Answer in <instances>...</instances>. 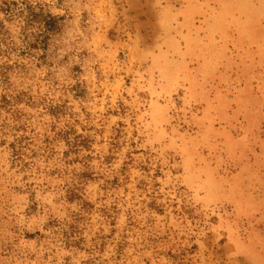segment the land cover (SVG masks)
<instances>
[{
    "label": "rangeland",
    "instance_id": "374dc122",
    "mask_svg": "<svg viewBox=\"0 0 264 264\" xmlns=\"http://www.w3.org/2000/svg\"><path fill=\"white\" fill-rule=\"evenodd\" d=\"M0 25V264H264V0Z\"/></svg>",
    "mask_w": 264,
    "mask_h": 264
},
{
    "label": "trees",
    "instance_id": "16d2710c",
    "mask_svg": "<svg viewBox=\"0 0 264 264\" xmlns=\"http://www.w3.org/2000/svg\"><path fill=\"white\" fill-rule=\"evenodd\" d=\"M8 8L4 9L6 12L9 11V6H7ZM29 9V12L26 14L27 18L30 16V17H35V21H37V23L39 25L42 24V27L45 28L47 27L45 30H44V33H47V31H49L50 29H53L55 27V19L54 18H47L46 16L43 17V15L41 13H35L34 10H33V14H32V9L31 8H28ZM44 25V26H43ZM2 28V25H0V29ZM46 36H48V34H46ZM1 43H0V51H1ZM75 190L72 189L71 193H74Z\"/></svg>",
    "mask_w": 264,
    "mask_h": 264
}]
</instances>
